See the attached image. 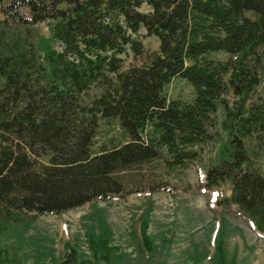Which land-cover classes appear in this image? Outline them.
Masks as SVG:
<instances>
[{"label":"trees","instance_id":"16d2710c","mask_svg":"<svg viewBox=\"0 0 264 264\" xmlns=\"http://www.w3.org/2000/svg\"><path fill=\"white\" fill-rule=\"evenodd\" d=\"M46 21L62 51H48L43 64L15 44L13 29ZM141 27L158 48L122 69L116 55L127 46L142 54ZM263 50L264 0H0V230L167 188L213 138L221 105L228 147L203 186L228 183L218 203L236 205L264 239V171L245 141L264 136V96L255 93ZM101 66L113 77L83 105L86 82ZM176 77L190 84L189 99L166 96ZM70 256L58 264H75ZM17 262L0 243V264Z\"/></svg>","mask_w":264,"mask_h":264},{"label":"rangeland","instance_id":"374dc122","mask_svg":"<svg viewBox=\"0 0 264 264\" xmlns=\"http://www.w3.org/2000/svg\"><path fill=\"white\" fill-rule=\"evenodd\" d=\"M140 9L149 8L143 3ZM52 25L53 21H46L15 28L13 40L22 49L31 48L47 64L44 55L48 51H62V44L52 35ZM135 36L142 43V54L135 56L127 46L116 55L122 69L142 64L158 48L157 37L147 34L145 28ZM91 67L85 68L86 74ZM261 76L255 93L264 96V72ZM111 77L107 66L89 77L82 104H90ZM165 93L169 98L189 99L192 88L176 77ZM225 98L234 109L235 97L227 94ZM225 120L226 111L220 105L210 128L213 138L197 147L198 157L187 168L168 177L167 188L92 201L63 213L12 223L0 230L1 245L19 264H58L68 253L74 255L75 264H264L261 233L236 205L218 203L229 195V184L203 186L206 169L228 147ZM245 141L253 166L264 171V136Z\"/></svg>","mask_w":264,"mask_h":264}]
</instances>
